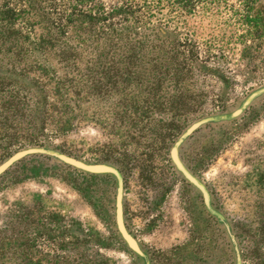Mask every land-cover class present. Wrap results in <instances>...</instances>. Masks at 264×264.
<instances>
[{"label": "rangeland", "instance_id": "1", "mask_svg": "<svg viewBox=\"0 0 264 264\" xmlns=\"http://www.w3.org/2000/svg\"><path fill=\"white\" fill-rule=\"evenodd\" d=\"M190 1L162 6L141 28L155 45L166 38L183 47L185 75L115 81L84 104L67 133L51 124L32 143L15 126L8 108L15 86L25 101L20 113L43 93L33 76L13 72L11 54L0 58V167L20 151L42 149L0 173V264H76L80 253L97 264H232L225 225L243 253L253 250L250 237L264 224V0ZM159 26L167 37L157 39ZM256 92L244 111L226 117ZM176 116L179 129L171 126ZM199 121L178 158L205 186L207 203L171 158ZM54 153L110 165L120 179L88 174ZM119 186L122 221L139 254L115 225ZM250 264H264V250Z\"/></svg>", "mask_w": 264, "mask_h": 264}, {"label": "trees", "instance_id": "2", "mask_svg": "<svg viewBox=\"0 0 264 264\" xmlns=\"http://www.w3.org/2000/svg\"><path fill=\"white\" fill-rule=\"evenodd\" d=\"M173 1L171 5L168 0H117L106 5L103 0H0V58L11 54L10 66L13 72L27 78L33 76L31 79L41 85L43 93V98L38 101L31 99L29 91L28 99H31V103L27 102V112L20 113L25 101L20 87L15 86L16 91L10 94L8 104L15 126L25 134L28 132L27 138L33 143L40 137V130L51 124V130L55 132L63 134L70 131L74 120L82 116L84 104L89 103L93 96L103 98L109 88H114L115 81H124L127 78L161 81L162 77L158 74L166 75L168 71L172 72L173 78L181 79L185 75L186 65L183 47L171 42L168 45L166 38L161 39L159 45H155L154 34H151V41L150 36L141 30L143 26L153 23L151 16L159 8L176 6L178 0ZM191 3L189 0V6ZM250 22L257 25L262 23L261 19ZM135 24L140 25L136 28ZM157 28V39L162 35L167 37L168 32L163 27ZM149 56L154 58H148ZM181 57L184 60L177 63ZM157 62L159 65H156ZM157 84L161 87V82ZM49 98L52 100H48ZM252 98L249 96L239 109L226 117L244 111ZM36 110L41 111L40 124L34 123L36 117L33 113ZM173 119L175 122L171 126L179 129L181 125L178 126L176 122L180 119L177 116ZM201 122L194 123L181 135L171 149V158L183 175L176 161L195 180L196 183L184 175L188 182L201 191L207 203L205 186L178 158V145ZM72 159L82 166L66 163L83 172L114 174L120 179L117 169L110 165L89 164ZM85 166L92 169H86ZM97 168L104 170L98 171ZM119 181L121 186V180ZM116 201L115 225L128 246L139 254L136 240L128 234L122 221L121 188L118 189ZM119 222L124 233L133 240L135 248L120 231ZM225 229L234 257L232 264H250L255 261V255L264 250V224L260 223L250 237L252 241L249 245H252L253 250L244 253L233 227L225 225ZM82 241L85 242V239L80 240L78 245H82ZM78 257L79 259L74 260L76 264L98 262L92 261L85 253H80Z\"/></svg>", "mask_w": 264, "mask_h": 264}, {"label": "water", "instance_id": "3", "mask_svg": "<svg viewBox=\"0 0 264 264\" xmlns=\"http://www.w3.org/2000/svg\"><path fill=\"white\" fill-rule=\"evenodd\" d=\"M258 92L256 93H253L251 95V97H254L255 95H257ZM38 151H42V149H38V148H32V149H28V150H23V151H20L18 152L17 154H15L13 157H11V159L3 164L1 167H0V173L12 162L16 161L17 159L21 158L22 156L28 154V153H34V152H38ZM59 159L63 160L64 162H67V163H70V164H74V165H78V166H82L81 164H79L78 162L74 161L72 158H69L67 156H64V155H61V154H55ZM176 164L178 166V168L184 173V175L189 179L191 180L192 182L196 183L195 180L190 176V174H188L183 168L182 166L179 164V162L176 161ZM86 169H92L88 166H85ZM98 171H102L104 170L103 168H97ZM107 171V170H106ZM119 226L121 227L120 228V231L123 233L124 237L126 238L127 242L133 247L135 248L136 245L134 244L133 240L124 233L123 231V228L121 226V223L119 222Z\"/></svg>", "mask_w": 264, "mask_h": 264}]
</instances>
